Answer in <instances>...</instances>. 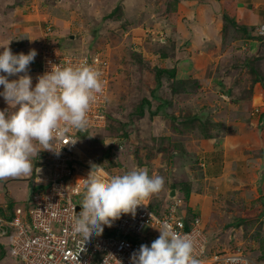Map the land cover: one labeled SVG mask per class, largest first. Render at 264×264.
Instances as JSON below:
<instances>
[{
  "label": "rangeland",
  "instance_id": "374dc122",
  "mask_svg": "<svg viewBox=\"0 0 264 264\" xmlns=\"http://www.w3.org/2000/svg\"><path fill=\"white\" fill-rule=\"evenodd\" d=\"M100 1L0 0V37L5 39L0 42L4 46L11 42L8 47L13 54L28 50L36 35L30 31L29 37L25 32L21 16L37 13L45 18L43 32L47 27L57 32L56 36L40 32L38 40L49 39L60 52L81 49L79 44L86 41L107 54L113 72L106 110L109 122L105 130L81 142L83 150L111 175L143 168L149 176L163 177V189L156 194L159 200L172 190L182 197L181 191L188 189L197 215L204 212L202 221L212 251L232 250L227 237L235 229L237 235L242 232L235 240L237 245L252 235L258 250L246 252L255 264H264V202L256 198V185L244 171V162L250 157L258 159L262 153L254 146L255 135L264 137L260 130L256 132L259 127L254 121L264 113V100L257 104V94L264 95V40L250 44L254 38L247 42L241 39L236 44L231 39L216 69H208L203 79L179 75L177 82L168 71L174 68L178 74L176 65L183 64L175 60L172 47L178 0H138L134 4L130 0ZM249 6L251 16L262 21L264 0H254ZM260 23L249 29L255 40L264 35L260 27L264 23ZM252 47L254 51H250ZM182 50L180 55L185 56L187 52ZM164 53L168 59H162ZM248 61L252 68L243 66ZM5 109L8 105L0 96V111ZM238 136L242 144L233 140ZM105 154L107 158L101 161ZM2 243L6 241L0 237V247ZM257 252L263 254L260 262ZM1 254L0 249V264H13L5 251Z\"/></svg>",
  "mask_w": 264,
  "mask_h": 264
},
{
  "label": "built area",
  "instance_id": "2783aa9c",
  "mask_svg": "<svg viewBox=\"0 0 264 264\" xmlns=\"http://www.w3.org/2000/svg\"><path fill=\"white\" fill-rule=\"evenodd\" d=\"M261 29L264 31V26ZM50 30L49 27L47 32ZM164 38L166 35L161 37L163 42ZM30 50L37 53L28 70L33 88L38 77L55 71L57 66L62 69L87 64L101 73L103 91L96 94L97 98L87 113L86 128L70 129L66 133L69 138L77 139L75 144L56 143V150L64 146L58 155L42 151V166L36 169L35 180L40 186L39 191L27 206L15 209L12 220L5 224L6 231L0 234L6 241L1 246L13 264H115L113 258L120 260L121 264H130L131 254L141 245L150 247L163 227L191 238L193 255L202 264H255L242 245L233 243L232 250L226 247L225 250L212 251L202 219L195 216L186 220L179 211L183 204L179 199H174L159 214L144 200L143 205L136 208L135 215L122 214L111 221L110 226L103 225L100 234L94 231L86 239L77 232L75 221L82 211L85 191L81 180L86 179L91 170L96 171L93 166L103 169L97 159L83 150L81 142L107 128V101L113 75L111 61L107 54L88 45L60 52L46 38L38 40L23 53L28 54ZM17 78L8 77L9 80ZM2 91L3 86L0 87ZM111 177L114 176L102 178Z\"/></svg>",
  "mask_w": 264,
  "mask_h": 264
},
{
  "label": "clouds",
  "instance_id": "9594fccd",
  "mask_svg": "<svg viewBox=\"0 0 264 264\" xmlns=\"http://www.w3.org/2000/svg\"><path fill=\"white\" fill-rule=\"evenodd\" d=\"M8 44L0 47V72L4 73L0 75V96L8 105V109L0 111V180L30 176L32 161L39 152L47 150L58 155L65 145L75 144L77 139L66 133L86 128L87 113L96 94L103 91L101 73L87 64L62 69L57 66L55 71L38 77L33 88L28 70L36 51L13 54ZM11 76L18 78L9 80ZM60 141L66 143L56 150L54 145ZM93 168L96 171L91 170L81 180L85 191L82 211L75 221V230L86 239L94 231L100 234L103 225L110 226L122 214L135 215L142 201L158 194L164 186L163 177L149 176L147 169L137 168L104 179L108 174L100 166ZM0 229V234L4 233L5 224L0 223ZM193 251L191 238L163 227L150 247L141 245L131 254L130 264H202ZM113 259L115 264H121Z\"/></svg>",
  "mask_w": 264,
  "mask_h": 264
},
{
  "label": "crops",
  "instance_id": "0c3cea01",
  "mask_svg": "<svg viewBox=\"0 0 264 264\" xmlns=\"http://www.w3.org/2000/svg\"><path fill=\"white\" fill-rule=\"evenodd\" d=\"M101 1L100 4H103L101 3ZM130 1H131L130 3L134 4L138 0H130ZM253 3L254 0H178L176 2V6L174 8V10H176L175 27L173 30L177 31V34L175 35L176 37H174L176 42L174 44V39H173L172 47L174 46V51H176V54H174L176 58L175 60L178 59L182 60L183 63L182 66H179V64L176 65V67H178L179 69L178 74L176 73L175 75L176 81L180 80L179 75L183 78L185 77L188 78L189 77L188 74H192L195 75L197 78L203 79L206 76V72L208 69L217 68L216 67L218 65L217 63L220 62L219 57L222 56L223 59L231 42L229 32L232 30V28L229 29L228 27L226 31L225 28L228 25L225 24V20H229L232 22L233 19L237 17V19L238 18L239 19L238 20L234 19L235 21H233V23H236V25L238 26L247 27L248 29L252 28V26H254L257 22H261L260 24L264 23V18H262V21H259L256 19V17H252L251 13L248 11L250 7L249 5ZM121 6L127 7L123 3ZM247 13H249V15H247ZM216 14H219L220 18H217ZM97 16L100 17L99 15ZM21 17L23 19L22 21H24L27 27L25 28V32L28 33L29 37L31 35L30 31H32V33L34 32V34L36 35V38H31L32 41L31 43H29V45H32L38 41V38L40 37V32H43L42 28H44V26L46 25V23H44L45 18L44 19L40 18V16L37 13L29 14L28 12L26 15ZM49 25L50 24L48 23L47 26ZM13 26H15V24ZM48 29L49 28L47 27V29L44 30V32H47ZM167 29L165 28L164 30L166 33H168ZM47 33L51 34V36H56L57 32L56 31L52 32L51 29L50 32ZM43 36L45 35L43 34ZM60 38H55V39H60ZM0 39H4V38L1 36ZM71 40H73V38H71ZM245 41L247 42V40ZM260 41L261 40L254 39L253 41L250 42V44H252V42L260 43ZM85 42L86 41H82V44H79L80 47H84L85 44L87 45L91 44L90 42H86V43ZM234 42L236 44L241 43L240 40L239 41L235 40ZM3 44L4 43L1 41L0 45L2 47H4ZM253 46H257V45H253ZM76 47L78 46L76 45L75 47H67L66 49L76 48ZM182 49H185L187 52L185 56L180 55L183 53ZM254 50L255 49H253V47L250 49V51H254ZM2 52H3V48H0V53ZM168 58L169 57L166 55L162 57V59H168ZM257 95H258L257 104L258 103L260 104L262 103V100H264V95L262 94V92L258 93ZM254 124H255L254 126L259 127L257 128L256 132L260 130L263 134L262 135L263 137L264 113L260 115L258 120L254 121ZM255 136L256 138L254 141V146L259 147V149L262 150V153L260 155V158L256 160L255 159L253 160L252 157L248 158L247 160L245 159L246 161L244 163H245V167L247 168H245L244 171H246L245 174L247 175L249 182L255 183L256 185V191H257L256 194L258 195L256 196V198L261 197L263 200V201L261 200V202L263 203L264 202L263 199L264 198V137L261 138L257 135ZM240 138L241 137L238 136L235 137V139L233 140H238L241 142ZM231 140L232 137L230 136L229 137L230 144L232 143ZM249 142L251 143V140ZM215 152L216 151L214 150V153ZM41 159H42V151L39 152L37 158H34L32 161L34 165V169L30 176L9 177L0 180V223L3 224L8 223V221H6L4 217H9L10 215H12L13 217V212L15 211V209L27 206L30 200L32 199L33 195L39 191L40 186L36 184L35 180L37 177L36 169L42 166ZM226 159H227L226 156H224L223 165H226L225 164ZM100 160L105 161L102 158ZM240 161L242 163V159H240ZM242 172L243 171L241 170V173ZM107 174L109 176H114V177L117 176L116 172H113L112 173L113 175L109 173ZM174 191L176 192V190ZM184 191L185 190L181 192L185 193ZM170 192L168 193L167 197H165L162 200H159L157 198V195L155 194L146 201L150 204V208L153 206V208H151L152 210L158 209L161 212L165 210L167 206L169 207L174 201L169 198ZM184 196L181 197L178 191L176 192L175 199H179L181 201L183 200L182 203L185 205V208L182 209L180 208L179 210L182 213V215H185L186 220H189L190 218H192V216L193 217L199 216L202 219L204 212L203 211L200 212L201 216L199 214L197 215L198 210L196 209V207L193 206L194 202L192 200L190 201L185 200ZM191 197L192 196L190 193V199ZM151 203H153L152 206ZM9 205L11 206V211L7 210ZM203 207L206 209L205 205H203ZM188 213H191V216H189ZM232 227L233 226L228 227V229H231ZM203 230L206 232L205 225H203ZM234 230L235 229H231L227 238L229 242H232L237 245V243H235L236 241H233V239L235 240L236 238L240 239L242 237V232L241 235H237V233ZM240 241L241 243L239 242L238 244L242 245V249L244 251L251 249L258 250L259 245H257L255 248L254 244L256 242L255 239L252 238V235H248L246 238H244L243 240L241 239ZM226 246L227 245H225V247ZM257 255H258V262H260L259 257L263 256V254L261 252H257Z\"/></svg>",
  "mask_w": 264,
  "mask_h": 264
},
{
  "label": "trees",
  "instance_id": "16d2710c",
  "mask_svg": "<svg viewBox=\"0 0 264 264\" xmlns=\"http://www.w3.org/2000/svg\"><path fill=\"white\" fill-rule=\"evenodd\" d=\"M225 24L228 25L225 28L226 31H227L228 27L229 28H232V30L229 32L230 33L229 36L233 40L235 39V40L239 41L241 39H243V40H248V39H253V38L256 39V37H251L250 32H249V29L247 27L238 26V25H236V23H233V22H231L229 20H225ZM237 33L240 34V36H241V37H239V35H238L239 39L236 38V34ZM258 40H261V41L264 40V36L259 35L258 36ZM164 56H165V54L163 55V57ZM243 66L244 67L246 66L247 68H252L251 67V62H249V61L247 63H244ZM169 72H170V74H169L170 77L174 79L175 78V74H176V70L173 68V70L168 71V73ZM259 80L260 79H258V78L256 79V81H259ZM108 122H109V117H108ZM105 158H107L106 157V154L103 155V158L102 159L104 160ZM102 166H104V165L102 164ZM184 192H185L184 193L185 194V200L189 201L190 200V191L188 189H186ZM7 210L11 211V206L10 205L8 206ZM188 214H189V216H191V213H188ZM4 218H5L6 221L9 222V221L12 220V215H10L9 217H4ZM0 232H1V229H0ZM0 249L2 250V254H3L4 253L3 247H0Z\"/></svg>",
  "mask_w": 264,
  "mask_h": 264
},
{
  "label": "water",
  "instance_id": "95a60500",
  "mask_svg": "<svg viewBox=\"0 0 264 264\" xmlns=\"http://www.w3.org/2000/svg\"><path fill=\"white\" fill-rule=\"evenodd\" d=\"M169 198L171 199V200H174L175 198H176V192L174 191V190H172L171 192H170V194H169ZM4 230V232H5V229H3Z\"/></svg>",
  "mask_w": 264,
  "mask_h": 264
}]
</instances>
